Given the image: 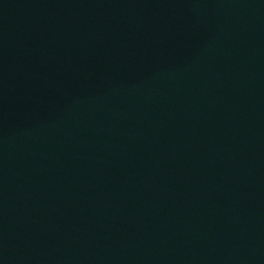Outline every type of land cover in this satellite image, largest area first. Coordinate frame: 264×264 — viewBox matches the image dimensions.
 Returning <instances> with one entry per match:
<instances>
[{"label": "water", "instance_id": "1", "mask_svg": "<svg viewBox=\"0 0 264 264\" xmlns=\"http://www.w3.org/2000/svg\"><path fill=\"white\" fill-rule=\"evenodd\" d=\"M0 264H264V0H0Z\"/></svg>", "mask_w": 264, "mask_h": 264}]
</instances>
